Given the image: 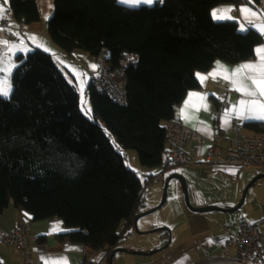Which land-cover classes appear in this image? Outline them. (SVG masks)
<instances>
[{
  "label": "trees",
  "instance_id": "trees-1",
  "mask_svg": "<svg viewBox=\"0 0 264 264\" xmlns=\"http://www.w3.org/2000/svg\"><path fill=\"white\" fill-rule=\"evenodd\" d=\"M9 1L20 24L41 21L37 0ZM53 1L47 32L65 53L105 55L113 70L126 54L138 55L139 62L126 69V105L91 79L90 119L77 87L50 53L36 48L18 55L11 97L0 96V213L13 202L34 221L60 218L68 231L57 235L59 241L103 251L107 264L134 231L135 217L146 211L145 190L158 178L154 173L176 167L162 164L165 125L176 120L188 92L200 88L197 73L217 61L252 59L263 38L241 31L236 21L213 19V10L241 0H163L139 7L119 0ZM246 1L254 7L260 2ZM101 123L123 149L137 153L149 170L144 181ZM250 127L264 133L257 124Z\"/></svg>",
  "mask_w": 264,
  "mask_h": 264
},
{
  "label": "crops",
  "instance_id": "crops-1",
  "mask_svg": "<svg viewBox=\"0 0 264 264\" xmlns=\"http://www.w3.org/2000/svg\"><path fill=\"white\" fill-rule=\"evenodd\" d=\"M37 1L41 21L25 25L20 24L15 19L10 9V1L7 0L5 4L4 0H0V4H3L6 9L5 16H7L8 20L7 27L0 26V29H3L0 31V40L9 41V45L0 44V56L4 57L5 66V71L0 72V78L6 77L10 70L12 85V77L17 66L18 55L24 54L25 50L39 48L54 57L58 67L65 76L67 72L76 80L74 67H77L79 74L82 72L87 74L86 77L89 75L90 82L92 75L97 71V68L93 70L90 65H97V60L81 50H75L72 54H67L57 46L48 35L46 26L47 21L54 12V1ZM157 2L159 0L149 6L155 5ZM250 2L241 0L236 4H227L216 8L215 10L231 8L232 10L225 14L234 18L217 21L233 20L238 22L239 27L244 24L247 31L255 30L260 34L257 27L264 26V0H260L257 7H254ZM123 5L137 7L147 4ZM242 7L250 9V12L246 13L245 16L254 19L257 27H249L247 25L245 18L240 12ZM252 12H255L257 16L251 17ZM32 37H35V39H32ZM262 38V43L257 45L256 48L264 46V36ZM13 45L15 47H12ZM10 47L11 51H9ZM256 61L257 53L255 52V57L237 64L217 62L227 69H235L244 63H255ZM217 62L208 72L197 73L200 74V77L197 76L200 88L188 92L179 108L180 121L177 122L197 131L209 141H217L219 145L226 148L229 145L226 139L233 137L232 126L235 122H239L244 132L252 136L259 133H255L251 129L250 124H257L264 129V121L242 119L234 111L226 112L228 109H233L240 99L249 98L243 97L240 92L234 90L230 81L224 80L221 75H216L215 78L210 75L214 73V70H217ZM86 77H84L85 80ZM190 94L193 95L190 96ZM185 101H188L187 105ZM225 120H227V123H225ZM198 162L195 165H185V167L189 168L185 172L188 174L190 189L192 185L191 197L196 203L194 204L195 206L193 205L196 208L217 206L231 209L234 206L236 207L251 180L264 173V171H252L259 168H246L245 171L248 170V172H243L244 169L233 167L213 169L204 163L203 157ZM148 172L149 170L146 173ZM204 183H206L205 189L202 186ZM211 187L214 189H211ZM186 205L184 209L181 208L178 215L175 213L174 219L166 217L164 222L161 223L166 228L173 229V239L171 231H163L162 236L158 239L148 238V234H140L137 238L131 232L125 235L124 240L129 242V246L122 245L124 248L127 247L129 250L139 252L161 249L159 252H162V255L159 259L146 258L151 255L142 256L129 253H124L129 256H119L120 253H118L115 260L119 259V264H195L203 260L223 257L226 253L227 243L230 240H236L243 221L260 229L258 223H251L245 217L235 216V213L239 210L235 213L222 211L194 212ZM141 223H143L142 218L139 220V224ZM17 226L28 230L41 239L37 240L31 247L36 262L40 264H106L107 255L105 252H90L81 244L72 243L68 239L64 242L57 239V235L68 231L62 219L51 218L45 221H34L32 214L18 208L12 202L5 211L0 213V229L10 231ZM174 226H176L175 230ZM142 230H148V227H144ZM134 232H136L135 228ZM262 233L264 234V232ZM229 254L231 257H235L237 246H232ZM0 262L2 264H24L23 259L15 254L11 248L2 246H0Z\"/></svg>",
  "mask_w": 264,
  "mask_h": 264
},
{
  "label": "built area",
  "instance_id": "built-area-1",
  "mask_svg": "<svg viewBox=\"0 0 264 264\" xmlns=\"http://www.w3.org/2000/svg\"><path fill=\"white\" fill-rule=\"evenodd\" d=\"M0 26H8L7 16L0 19ZM96 60L98 67L91 78L93 84L116 103L126 105V69L136 66L139 56L126 54L121 67L116 70L111 69L105 55ZM165 128L168 148L162 154L163 165H195L203 157L204 163L213 169H264V133L249 136L239 122L232 126L233 137L226 139L229 143L226 148L217 141L207 140L197 131L181 125L176 120L167 122ZM157 179L164 180L162 175ZM37 240V236L19 226L10 231L0 229V246L11 248L23 259L24 264H40L36 262L31 249ZM234 245L237 246V254L231 257L229 250ZM195 264H264V234L257 226L243 221L236 240L227 243L223 257Z\"/></svg>",
  "mask_w": 264,
  "mask_h": 264
},
{
  "label": "rangeland",
  "instance_id": "rangeland-1",
  "mask_svg": "<svg viewBox=\"0 0 264 264\" xmlns=\"http://www.w3.org/2000/svg\"><path fill=\"white\" fill-rule=\"evenodd\" d=\"M137 7H139V6H137ZM34 49L25 50L24 54L26 55L29 52L33 51ZM74 69L76 70L74 72V75L76 76V80L72 76H70L67 72H66V74H67L66 76L68 78V81L77 87V90L80 94V104H81L82 111L90 119H93L92 105H91L90 99L86 93V89H87V85H88L87 83H89V75L86 77V80H85V78L77 72L79 69L77 67H74ZM81 88L83 89V104H82ZM88 109H90V111H88ZM101 124L103 125V127H105V125L103 123H101ZM105 131L108 134V136L110 137V139H111L113 145L116 147V149L118 151H120V153L126 157V163L129 166V168L131 170L135 171L136 173H138V175L144 181L146 178V175H147L146 172L148 170L140 165L137 153L135 151H127V150L123 149V147H121L119 145V142L117 141L116 137L106 127H105ZM188 169L189 168L185 167V165H180V166L177 165L173 169L168 170L164 175L161 173V171H156L154 174H156L158 176L162 175V177L165 181L170 176H172L173 174L182 175L188 183V189H189L188 191H189L190 200H191L192 205H194L196 203L192 200V197H191L192 185H191V189H190L188 178H187L188 174H187V172H185V170H188ZM252 171L259 172V171H264V169L259 168V169L252 170ZM243 172H248V170L245 171V169H244ZM256 177H254V178H256ZM202 186L205 189L206 183H204ZM164 187H165L164 181H159L158 179L155 180L151 185L147 186V188L145 190V198H146V208L145 209H146V211L157 207L162 202L163 196H164ZM211 189H214V188L211 187ZM242 197H243V194H242L238 204L240 203ZM185 205H186V201H185V197H184L182 184L179 180L172 179V181L169 184V188H168V199H167L166 204L164 205L163 208L156 211L155 213L150 214V215L142 218L143 223H141V224L138 223V227H139L140 232H143V233L146 232L148 234L147 237L151 238V239L152 238L153 239L160 238L162 236L163 232H158L155 230H157L161 227H166V226L161 224L164 222V219H166V217H170V219H174L175 213H177L176 215H178L179 212L181 211V208H183V209L185 208ZM234 207H232V208H234ZM235 216L245 217L251 223H255V222L258 223L261 231L264 232V178L258 180L255 183L252 193H249L247 196L246 203L237 213H235ZM176 226H174V230H175ZM144 227H148V230H142V229H144ZM169 229L172 233V239H173V229H171V228H169ZM130 232L133 233L136 238L140 236V234L138 232H134L133 230ZM122 244H123V246L124 245L129 246V242L127 240H124V242ZM161 255H162V252H159L155 255H151V256L146 257V258H151L153 260H156V259H159V257ZM119 256H129V255H126L124 253L123 254L120 253ZM119 262H120L119 259H116L114 261V264H119Z\"/></svg>",
  "mask_w": 264,
  "mask_h": 264
},
{
  "label": "snow or ice",
  "instance_id": "snow-or-ice-1",
  "mask_svg": "<svg viewBox=\"0 0 264 264\" xmlns=\"http://www.w3.org/2000/svg\"><path fill=\"white\" fill-rule=\"evenodd\" d=\"M119 2L127 5H152L154 2H156V0H119ZM159 2L162 3L163 0H159ZM4 3L6 4L7 0H4ZM231 10V8L224 10H213V19H234L230 15L225 14L226 12H230ZM240 12L241 15L245 18V22L249 27H257V24L254 19L245 16L246 13L250 12V9L242 7L240 9ZM5 13L6 9L4 8L3 4H0V19L5 18ZM256 16L257 14L255 12L251 13V17ZM2 30L3 29H0V31ZM240 30L247 31V28L244 26V24H241ZM257 30L262 36H264V26L257 27ZM32 39H35V37H32ZM0 44L9 45V41L0 40ZM12 47H15V45H13ZM9 51H11V47L9 48ZM255 52L257 53V61L255 63H244L242 65L237 66L235 69H227L225 66L220 65L219 62H217V70H214V73L210 75H213V78H215L216 75H221L224 80L230 81L231 86L234 88V90L240 92L243 97L249 98L240 99L237 102V105L233 107V109H228L226 110V112L234 111L235 114L242 119L264 121V46L256 48ZM61 63H63V61H61ZM90 67L95 70L97 68V65L91 64ZM4 71V57L0 56V72ZM10 75L11 73L9 70L8 75L6 77L0 78V96L4 98H9L12 92ZM80 75L86 77L87 74L81 73ZM197 76L200 77V74H197ZM81 95L83 104L82 88ZM191 95L193 94H190V96ZM187 103L188 101H185L186 105ZM88 111H90V109H88ZM225 123H227V120H225Z\"/></svg>",
  "mask_w": 264,
  "mask_h": 264
},
{
  "label": "water",
  "instance_id": "water-1",
  "mask_svg": "<svg viewBox=\"0 0 264 264\" xmlns=\"http://www.w3.org/2000/svg\"><path fill=\"white\" fill-rule=\"evenodd\" d=\"M176 121H180V117H179V112L177 113V117H176ZM264 178V173L262 174H259L256 178H254L247 186L244 194H243V197L241 199V202L234 208H231V209H226V208H223V207H211V206H208V207H204V208H196L192 205L191 203V200H190V196H189V189H188V183L186 181V179L182 176V175H179V174H174L172 176H170L166 182H165V187H164V196H163V200L162 202L155 208L151 209V210H148V211H145L139 215H137L135 217V220H134V228H135V231L138 232L139 234H147L146 232H140L139 230V227H138V223H139V220L143 217H146L150 214H153L155 213L156 211L160 210L161 208L164 207V205L166 204L167 202V199H168V188H169V184L171 182L172 179H177L181 182L182 184V187H183V192H184V197H185V201H186V204L188 206V208L194 212H208V211H222V212H230V213H235L237 212L238 210H240L244 204L246 203V199H247V196L249 193H252L253 191V186L254 184L260 180V179H263ZM155 231H158V232H163V231H169L170 230L168 228H164V227H161ZM171 233V232H170ZM161 249H155V250H152L150 252H139V251H132V250H129L127 248H118L116 250H114L110 256V259H109V263L108 264H114V261H115V257L118 253H129V254H136V255H142V256H149V255H154L156 253H158Z\"/></svg>",
  "mask_w": 264,
  "mask_h": 264
}]
</instances>
